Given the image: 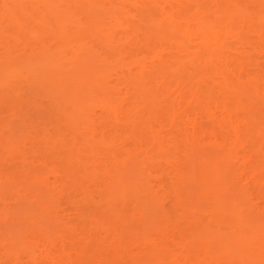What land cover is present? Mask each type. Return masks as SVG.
I'll list each match as a JSON object with an SVG mask.
<instances>
[{"label":"rangeland","instance_id":"374dc122","mask_svg":"<svg viewBox=\"0 0 264 264\" xmlns=\"http://www.w3.org/2000/svg\"><path fill=\"white\" fill-rule=\"evenodd\" d=\"M90 1L65 0L63 2L59 1L58 3L60 5L61 2L62 7H64V5H69L68 8L72 6L70 9H68L66 13L69 15L73 14L75 15V17L78 16L79 18H81L82 21H84V19H82L85 18L84 16L89 17L90 15L88 13L94 12L92 14L93 16L90 17L91 19L89 18L90 20H92L90 22L91 24L87 22V20H85L83 23L84 27H88L87 28L88 31L91 30V32L96 33V34H90L92 38L94 37L92 40H94L95 38H99L101 36L99 35L100 31H98V29L100 30L101 28L100 26L105 28V29L102 28L101 29L103 30V32H106L107 27L108 30H110L111 27L115 26L113 25V23L118 26L117 29L118 34L115 37L116 38L119 37V38L116 41V43H113L112 45L113 47L110 46L111 44L110 43L108 44L107 47H105L106 49H103L104 47L102 48V50H105L104 51L105 53H100L103 52L100 51V49H98L101 48V46L100 47L97 46L98 42H100L101 39H95L94 42H91L90 45L93 46H91V49L89 48V50L91 51H88V54H90L88 55V58L91 59L90 60L91 62L88 61L90 64L88 63V65H84L89 69L86 70L87 75L89 76L90 73H94V72L95 73L93 74V76L105 75L108 73L107 71L111 69L110 72L112 73V76L110 77L111 79L108 78L109 79L108 81L105 78L109 77L107 75H111V74H107L103 77L102 76L100 77L103 78L102 80L105 79V81L109 82L107 83L109 84L108 86L105 85V81L102 82L100 80L96 81V83L92 85L91 84L92 81H90L89 83V80H93L94 77H91L90 79L86 78L88 80V81L86 80L88 84L86 81H84L85 82L83 83L84 89L82 90L83 92L89 91L91 93H87L89 95H85V97L83 98V99L86 98V100H82V101L85 102L87 101V105L89 103L90 104L95 103L94 105H96L97 102H99L97 100L99 99L100 96H102L100 95V92L101 90H103L104 87H107L108 90H110L112 89V87L116 86L115 88L118 90L116 92H119L117 95L120 97V99L122 97L124 98L122 100H117L119 99V97L113 96L116 95L115 93L112 95L115 101H113V103L111 104L113 105L116 102H117L116 104L118 103L120 105L122 103L124 104H122L123 111L113 110V112L115 111V113H118L116 115L119 117L121 116V114L122 115H124L125 113L127 114L131 110H135L136 114L138 113V115L139 113H141V115L144 113L143 119L144 120L150 119V120L144 121V127L142 128L143 130L145 129V131L147 129L148 132H145L144 134L143 130L141 129L142 130L141 132H143L144 135L140 133L141 134L140 136L143 135V138L138 137L131 131L130 129L131 126L128 127L127 125H124L122 123V120L120 121L118 120L117 123L114 125L113 117H112L113 120H111L112 122L110 121L111 123L107 122L106 124L105 122L107 121V119H109V117H107L104 112L100 111L98 105L94 107L93 105H88L87 108L88 109L90 108L89 113L98 114L97 116L99 118L95 117L97 119L94 118L96 121L91 125L93 126V129L99 131L98 132L99 134L102 132L101 137L100 135H98L96 136L97 138H94V136L98 134V133L96 134L95 132L92 138L90 139L88 138L89 140L87 139L88 140V145H87L84 144L86 142L71 141L69 139H73V138H70L71 137L70 135H68V137L66 135V140L69 141L70 143L68 144V147L64 148L65 150L64 149L61 150V148L56 149L57 143L55 144V149L60 150L65 157L62 155L61 152L56 150L54 152L52 150L50 151V153L40 154L43 153L44 151V148L40 145L43 144V142L40 140V139L43 140L44 138V136L42 135L54 133V131L59 132L65 130L60 128L61 126L64 127L63 125H59V123H61V120L65 119V115H66V114L64 115V112H62L63 110L62 111L60 110V107H62L64 104L62 103L61 100L62 97L60 96L62 95L68 96L62 93L63 92L68 93V91H70L71 89L68 91L64 89L63 91H61L62 95L57 96L56 93L59 92V90L58 87L55 86L54 88H56V90L53 89L54 92L50 91V93L52 92L51 94H54V96L48 94L51 95V97H49L46 96L47 94L45 95V93L49 90H52L53 87L51 85L50 86L44 85L45 83L44 84L39 83L38 82L39 79H35L34 82L36 81L38 82L34 84L35 85L34 88H36V90L32 89L33 91H30L27 88L26 90H22L25 89L24 88L25 83L24 84L22 83L23 85L22 84L20 85L21 89L19 88L20 91L22 90L20 92L21 94L16 91L12 93V90L8 92L9 90L7 89L6 92L2 91L3 92L2 94L5 95H2L0 93V97H1L0 98V163H1L0 164V207L2 208V209L0 208L1 209L0 210V258H1L0 262L1 263L0 264H2L3 260L6 261L7 258L9 257L12 258L13 256H15L13 260L18 257L20 261L19 262L17 260V263L14 261V264L15 263L21 264L22 262L25 263V261H27L26 258H28L26 256V253H30L31 251L33 252L37 251L36 252L37 256L33 257L36 259V261L39 258L38 256H41L38 261L39 264L43 263L42 261H46L44 262V264H48V263L50 264L51 261L52 264H56V263L57 264L60 263L62 264L64 263L65 264H104V263L105 264L106 263L137 264L138 263L137 261L139 260L143 262L140 264H152L153 262H154L153 264H181V263L182 264H264V254L260 255V257L258 258V256L253 257L250 256L249 254L244 253L245 252L244 241L239 237L240 230H238L239 228L236 229V227L238 226L234 225L236 224V222L241 221L240 219H242L240 223L249 222L247 221L249 219L253 222L264 221V92H263L264 89L263 91L261 90L262 87L264 88L263 86L264 85V52H263L264 51V45H263L264 0H232L233 3L236 4L238 3L237 6H240V9L237 8L238 10L233 9L232 7L230 8L228 6L230 5L231 0H173V1L169 0V2L171 3H169L168 6H170L173 3L174 5L173 8H169L168 11H170V9H172L173 11L175 10L174 12L171 11L173 12L171 15L174 16L176 15V16L175 17L172 16V18L168 17L163 21L165 25L167 24L166 22L170 21L171 19L174 22V23L172 22V24L176 23L175 20L179 22L178 23L180 27L179 32L172 35L173 38L176 37L178 38L175 39L176 42L180 40V42H184L185 44L186 42H188L189 44L190 43L197 44V42L200 43V40H198L199 37L197 38L196 36L193 35L189 36V34L194 33L192 32L193 31L192 29L196 31L197 30V29L195 30L196 27L199 26L198 28H200L202 26V23H199V21L196 22L197 19L194 18L198 16L196 13L204 12L203 14L206 15L208 13L206 11L209 9L210 5H213L210 6V8L213 9H210L209 11L211 12L215 11V16H219L220 14H222L218 9L220 10L221 8L226 9V7L228 6L229 7L228 10L230 12L233 11L230 14L232 15L234 14L233 16H235V18L234 17L233 18H234V23L236 24V28L235 30H233V32L235 31L238 32V30L241 29L240 34L242 33V35H244L245 31H248L246 32L248 35L245 34L246 35L245 37L251 40L249 45L252 43L254 47H252V45H250L251 47H249L248 44L247 45L241 44L240 47L237 46L235 51L237 50L240 54H243V56L241 57H239L240 55L236 56L234 51L231 52L232 53L231 55H233V57H238L237 63H230V65H228V67L233 66V68L232 67L228 68V71L230 69V73H231L230 75H234L232 77L233 79L232 82L234 81L233 85L235 84L236 86L238 85L237 88H234L235 86L233 87V89H237V90L232 92L229 89L230 86L228 85L229 83H226L227 84L226 85L224 81L220 79H216L217 77H214L215 80L212 79L213 77H211L212 80L207 78H203V80L200 78L198 79L195 73H193L194 71L190 68H187V70L181 69L178 70L177 72L168 71L163 74L161 73L157 74L156 69L154 71L153 70L150 71L151 68L148 65H150L149 64L150 62H152V55H150L151 57H149L148 54L150 53L152 54L153 52L156 53L157 51H161L162 49L165 50L168 48L173 49L172 51H175L174 50L175 48H173L174 46L173 42L166 41L168 40L166 39L168 35L166 34V37L161 36L162 38H164L163 42H162L163 39H160V37L158 36L156 39L157 40L156 43H153L152 39L150 40L149 38H146L147 35L146 36L139 35L141 37H136V34H132V33L134 32L137 33L139 31L131 32L132 30H130V27L133 26L132 24L134 23L135 24L139 23L137 20L140 19L137 20L134 19L139 16L132 14L133 12L139 10L138 8L136 10V8H134L135 6H133V11H132V9L127 6L128 4L127 3L124 4L123 3L124 1L122 2L121 0H120L121 2L119 0L116 1L111 0V3L108 0H101V2L100 0H97V2H94L95 0H93L91 1L93 2L91 3L92 5L89 4ZM133 1L134 0H129V1L127 0L125 2H133ZM175 1L178 4L181 3L180 6H177ZM224 2H227L225 3L227 4L225 5L226 7L223 4ZM89 5L92 6V8L89 7ZM231 5L233 6V4ZM125 6L131 10V13L129 12L130 10H128L127 12H129V14H126L125 12L127 16L123 14L124 12L120 15L121 17L123 16L122 18L126 17L132 20L133 23L132 21L131 22L129 21L130 23H132L130 24L128 20L124 18V20H122L123 23L122 24L120 23L121 28L119 29V24L115 23V18L114 20H112L113 18L109 19L106 16L105 12L109 11L110 9L111 10L114 9V11L115 10L121 11V9L126 10ZM160 6H162V4H160ZM220 6H224V7H220ZM109 7L110 9H108ZM119 7H124V8L119 9ZM198 7H201V9ZM97 9H99L100 11ZM245 11L248 12L250 15H252L249 16L248 14H246L247 17L249 18L252 17L250 21L246 20L249 21L247 22L248 24L246 25L242 23V21L240 22L236 20V18L238 19V17L241 19V16H244L241 14H243V12ZM86 14H88L89 16ZM34 15L37 16L38 14L35 13ZM120 15H118L117 20L120 19ZM213 15L214 14L211 15V18L214 17ZM28 16L29 17L27 18L30 19L29 21H33V18L36 17V16H32L30 13H28ZM246 16L242 18H246ZM259 19H262L263 21L257 22ZM198 23L200 25L197 26L196 24ZM255 23H259V24L261 23V24L255 25ZM93 24H96V26L98 27H96ZM143 24L146 23H140L139 25L145 26ZM168 24L171 23L169 22ZM242 24L244 25L242 26ZM250 24L253 25L255 28L257 27L255 31H251L252 27L250 29L249 28L250 26H248ZM91 25H93V27ZM149 26L150 23L147 24L145 27L149 28ZM0 27H1L0 29L3 28L5 30V31L2 30L3 31L2 33L6 32V35L7 33L11 34L13 32L12 30L14 29L13 24L10 23L3 24L1 22ZM150 27H153V25L151 24ZM179 27L177 26L175 28H179ZM61 28H63L64 30H68L66 31V33L70 31V27H61ZM94 28H97L96 29L97 32H94L95 30L93 31ZM135 28L136 27H134L133 29ZM58 29L56 33H60L58 32L59 31ZM121 29L125 30L123 32H127V34L131 32L130 33L131 35L127 36L126 33L121 32L122 31ZM256 30H258L259 33ZM160 32H163L162 29ZM167 33L169 34L170 32ZM261 33L262 35H260V37H258V35L256 36V34H261ZM38 34L41 37L39 36L37 37L41 39L32 38L31 42L25 40L23 42H17V40L10 39L8 37L9 35L7 36L8 37L7 38L6 36H4V34H3V38L5 39L4 41H8L7 46L8 47L10 46V48H12V50L15 53L16 51L22 52L24 50H27L24 52L27 55L29 54L30 55L29 56L26 55V57L32 59L37 58L38 55H41L46 50L49 51V49H51L50 51H52V49L54 48L56 49L58 46H59L58 48L63 47L61 49L65 50L64 46L66 47V45H63L58 42H56L55 44L54 40H52V35L50 36L49 35L50 33H48V31L47 33L46 30L43 33H40L39 31ZM240 34L237 35H239L240 37ZM13 37L11 36V38ZM126 37H130V38H126ZM158 38L160 41L158 40ZM235 38L238 37H236L235 35L234 39L232 40L235 41ZM252 38L254 39L259 38V39L254 40ZM8 39L12 41H9ZM144 39L145 40L148 39V42L150 44L148 45V42L144 43L143 42ZM260 39H262V41ZM27 40H31V38H28ZM258 40L260 45H257L258 42L256 41ZM134 41L136 42L135 44ZM153 41L155 42L154 39ZM165 41L168 42V44ZM235 42L236 45L240 44L238 41ZM171 43L173 46L169 45ZM23 44L26 45V47H24ZM140 44L141 46H139ZM0 45L2 44L0 43ZM53 45H55V47ZM136 45L137 47H135ZM35 46H37V48H41V50L37 49ZM146 46L147 48L150 47L151 49L150 48L149 49L151 51L153 50L154 51L150 53H148L149 51L145 52L144 48ZM31 47H34L35 49L34 48L32 49ZM164 47L166 48L164 49ZM241 47L243 49H241ZM245 47L247 48V50L245 49ZM136 48L142 49V50L140 49L138 50L141 52L144 51L145 54L143 52L137 53L135 51ZM1 50L4 51V49L2 48L0 49V58L5 60V58L2 56L3 55L6 56L7 54L5 55L1 53ZM163 50L161 52H164ZM130 52H132L131 56L129 54ZM133 53H135L136 55L135 54L133 55ZM164 53H166V51ZM141 55L144 56V58H139L141 57ZM157 55H161V54H157ZM133 57L139 58L140 60H142L140 61L142 63L143 62L148 63V61L150 60L148 65H146V67L148 66V68L145 67V69H143V70L147 69V71L141 72L143 73L141 79L145 77L146 79L144 78L143 81L147 84H151L152 89H154L155 94H157V95L150 94L152 96L148 95L149 101L153 102V103H149L151 105H147V103L141 104L144 103L141 100L144 99V97L142 96L145 95L136 91L132 92V89L130 88V85H132V83L134 82L131 81L132 78L130 77H132V75L130 76L129 74L133 71L137 73V71L135 70H138V68L135 67V65H137L138 63L136 64L135 62H133L134 60ZM86 58L82 60L85 63H86ZM154 58L156 59H154L155 61L153 60V63L155 62L156 64H159V62H161L160 64L162 63L167 64V62L172 60L169 55H166L165 57H161V58L160 56L159 57L154 56ZM186 59L187 57L182 58V60H186ZM234 64L237 66H235ZM66 67H70V66L67 65ZM80 67L81 66L79 67L77 66L78 69H80ZM77 68L76 70H78ZM69 70L71 71V69ZM112 70L114 72L116 71L115 72L116 74ZM38 71L39 68L37 67V69H35L34 72L38 73ZM65 71H68V69H66ZM82 72L85 74L84 70H82ZM122 72H126L123 73V75L126 76L129 75L128 79L130 80H126L124 78L126 76H124L123 79L125 80L123 81L125 82H123L121 79L122 77L119 78L118 76H116L118 74H121ZM135 73L133 74L135 75ZM141 73H137V74L141 75ZM241 75L243 78L241 77ZM113 76L117 77L116 79L119 78V81L121 80L122 83L121 82L116 83V81L118 80H115L114 79L115 77ZM135 76L138 77L137 75ZM235 77L236 80L234 79ZM96 78L99 79L98 77ZM258 78L261 88H259L255 84L256 82L255 79ZM134 79L135 78H133L132 80L134 81ZM137 79H139L140 81V78ZM93 81L95 82V80ZM235 81H237L238 83L241 81V83L237 84V82L235 83ZM222 84H225L226 86L223 87L224 85ZM220 85H222V87ZM88 86H90V88ZM206 86L212 89H209ZM25 87H27V85ZM127 87H129V89H125ZM213 88H215V90H213ZM226 88L229 90H226ZM61 89L62 88H60V90ZM92 89H94L93 91L96 92H92L91 91ZM156 89H158L157 92ZM28 90L29 93L27 94L25 92L22 93L23 91L28 92ZM121 90H123V92H121ZM170 90H172V92ZM169 91L171 94L168 93ZM31 92L32 94L33 92L35 94V95L33 94V98L29 96L31 95ZM15 94L17 96H15ZM23 94L26 95L27 99L25 98V96L23 97ZM165 94L166 95L169 94V95L166 96ZM19 96H21L20 99ZM55 96H57L58 98L60 97V99L58 98L56 99ZM153 96L155 99L153 98ZM163 97L166 98L167 101L173 98L172 100L174 101L169 100L172 102L171 103L167 102ZM54 100H56L57 102ZM89 100H93L94 102ZM174 102L177 105L174 104ZM119 104L116 105V107L120 106ZM143 105L145 106L143 107ZM155 105L156 107L158 105V108H161L159 106L162 105L165 106L168 105L167 107H165L168 109H166L165 113L162 112L161 110L157 111L159 109L155 108ZM146 107L147 109H145ZM126 108L129 110H127ZM96 109H98V111ZM138 110L142 111L143 113ZM175 111H180V112H175ZM156 113L158 114V116ZM113 114L114 113H112L111 116H114ZM101 115L103 117H101ZM106 117L107 119H105ZM170 118H172V120ZM169 121L171 123H169ZM192 122L193 124H191ZM122 124L124 127L126 126L127 128L125 129H123L124 127L121 128L122 131L124 130L121 133H120L121 130L119 131L116 130V132H114L115 129L117 128L120 129L119 127L120 126L122 127ZM116 125L118 127H115ZM147 125H150V127ZM54 126L55 128L58 129L60 128L61 130L48 128ZM149 129L150 131L151 130L153 131L150 132ZM157 129L159 132L157 131ZM80 130L82 132H85L84 129H80ZM42 131L44 132L46 131L45 133L47 132L48 133L45 134ZM65 131H62L60 133L63 132L65 133ZM111 132H113L114 134ZM154 132L155 134L156 133L157 134L156 135L153 134ZM87 133L90 134L89 132ZM130 133L132 134L131 136L129 135ZM115 134L116 136L117 135H121V136H117L116 138L114 137ZM87 136L89 137L91 136V134ZM120 137L123 139H121ZM98 138L100 139L103 138V140L100 141V139ZM109 138H114V139L112 140ZM139 138L140 140H142L141 146L138 145V142L140 141V140L138 141ZM92 140H94V142ZM113 141L118 142L117 143L118 145L112 143V145L116 147V149L113 148L114 150L112 149V146H108ZM80 142H82L83 144ZM152 142L154 144H152ZM91 144H93L95 147H93V145ZM88 146H90V148L92 146L94 150H91L90 148L88 149ZM96 146L98 147V149H96L97 148ZM58 147H60V145H58ZM24 150H26V152ZM93 168H94L93 172H90ZM211 168H216L218 171L217 170L211 171ZM71 170H74V174L76 173L78 174H76L77 177L75 178V180L70 179L67 182L68 177L66 176L67 174H69V171ZM89 173H91L90 174L91 176H89ZM113 175L115 176L113 177ZM213 175H215V178H212ZM204 180L205 182H201ZM120 181L123 183H121ZM120 183L122 185H120ZM215 184L217 187L216 186L211 187V185H215ZM111 186H113L116 190ZM120 186H122L121 188L123 189L118 188ZM124 187L125 188L128 187L130 191L129 189L124 190L125 189ZM204 187L206 189L208 187L211 188L210 193L211 194L214 193L212 195L213 197H216L215 199L216 204L214 202L210 205H212L215 211L216 209L217 211L218 210L222 211L220 212V215H222V213H225L224 216L226 217H224V219L226 218L225 221H228L229 223V225H224V228L230 229V231H228L229 229L227 230L228 235H226L227 233H225V237L227 236L231 240L228 242V245L230 244V246L227 245L228 249L231 248L230 251L232 254L229 253L231 254L230 256L229 254H227L222 257L218 256L216 258V254H218L216 247H210V248L207 247L210 250H206V252L209 251V253H205L204 255L201 253L202 255L198 256V253L195 252L196 253L195 254L192 250L188 251L190 249H188V247L185 246L186 244L188 246V244L191 242L189 238L184 237L185 236L184 233H186V230L188 231V229L185 230V228H189L191 223H189L190 219H188L185 214L183 215V213H185L184 211L186 210L185 207H187L190 200L193 199V198L189 199V197L187 196L189 195L191 196V194L194 195L195 192H196L195 196L197 193H199L200 195L204 194L203 192L206 191L201 190ZM117 188L120 189L119 190L120 192L117 191ZM131 190L134 193L131 192ZM107 191L110 192L114 191L113 193L118 192V194H115L117 197L115 195L112 196L108 194L106 195V193H108ZM88 193L89 195L91 194L92 195L89 197L86 195ZM119 193L122 195H120ZM134 194H138L139 196H136ZM128 195H134V196L128 197ZM98 196L100 198H98ZM109 196H111L112 198L111 200L109 199ZM114 196H115V201H113ZM122 197H126V198L123 199ZM133 197H137V198H133ZM127 198H129L128 199L129 201H127ZM181 200H184L185 203L184 201L181 202ZM108 201H110L111 204L108 205V203H106ZM186 201L188 202L186 203ZM196 202L197 201L195 198V203ZM190 203H194V202H190ZM195 203L194 205H196ZM106 204L109 207H107ZM124 204H126L125 205L126 207L123 206ZM232 204H235L234 207L231 206ZM115 205L117 206V208L115 207ZM133 206L135 207L136 211H134ZM111 208H113L114 211H111L113 210ZM99 209H104V211L103 210L99 211ZM197 211L199 212V210ZM203 211L204 210H202V212ZM234 211L235 213H238L236 214L238 217L234 216L235 219H233L234 217L232 216L233 214H235ZM208 213L209 211L205 213L203 212L204 216L203 214L201 216L205 217L206 215L205 217L206 219L202 221H205L207 223L212 220V222L215 223L217 219L213 220V218H211L213 215ZM226 214L230 215V219L227 218ZM214 217L216 218V216ZM182 218H186V219L182 220ZM201 218L202 217L197 218L196 221L199 222L200 220L198 219ZM225 221L224 223H226ZM193 223L196 224L198 227L200 226L198 224H202V222L196 223L195 221ZM206 223H204V225H206ZM208 224L209 223H207V225ZM218 230L221 231V229H217V231ZM37 231H39V233ZM195 231H197V229ZM193 233L195 234L196 232ZM202 234L203 233H201L200 235ZM194 236H196V234ZM178 240H180V242H178ZM182 243L185 244L184 245L185 248L183 249H181ZM179 245L180 247H177ZM80 246H82L83 248H81ZM111 246L113 247V249H111L112 248ZM22 249L23 251H21ZM43 250L49 251L51 254L53 252V255H51L52 257L50 256V258L54 257L55 259L53 258L51 261H48L49 257H47L48 260H44L45 255L44 254L42 255ZM15 251L17 252L19 251L18 252L19 255L17 254V252L16 255L13 256L6 255L9 252H15ZM24 251H30V252H24ZM64 251L66 254H62L64 253ZM113 251H115V253ZM22 252H24L25 255ZM117 252L119 253L117 254ZM3 254L4 256H1ZM12 254L15 253H11L10 255ZM30 254L35 255V253H30ZM207 254H211V255H207ZM225 256H229V257H225ZM57 257L58 259L56 261ZM11 258L7 260L8 261L7 263H9ZM5 261H3V264L6 263Z\"/></svg>","mask_w":264,"mask_h":264},{"label":"bare ground","instance_id":"6f19581e","mask_svg":"<svg viewBox=\"0 0 264 264\" xmlns=\"http://www.w3.org/2000/svg\"><path fill=\"white\" fill-rule=\"evenodd\" d=\"M25 3H24V2ZM59 1H61V2H63V1H65V0H0V23L2 22L3 24H8V23H10V24H13V32L11 33V34H8L7 33V35H6V32L5 33H2L3 31L2 30H4L3 28L2 29H0V43L2 44V45H0V49L2 48V49H4V51H5V53H4V51L3 50H1V53H3V54H7L6 56H4L3 54V56L2 57H4L5 58V60H3V59H1L0 58V93L2 94L3 92L2 91H5L6 92V89L7 90H9L8 92H10V90H12V93H14L15 91L16 92H18V93H20L22 90H26V88L27 89H29L30 91H33L34 89L36 90V88H34L35 87V85L34 84H36V82H34V80L35 79H39V83H42V84H44V85H47V86H52L51 88H52V90H49V91H47L46 93H45V95L46 96H49V97H51V95H53L54 96V94H51L52 92H54V90H56V88H54L55 86L56 87H58V90H59V92H57L56 94H57V96L58 95H62V94H66V95H68V96H65V95H62V96H60V97H62L61 98V100H62V103H64L63 104V106L62 107H60V110L62 111V112H64V115H65V119H62L61 120V123H59V125H63L64 127H60V128H62V129H65V130H62V131H65V133L63 134V133H60V132H62V131H54V133H50V134H47V133H45L44 131H42L43 133H45V134H47V135H42V136H44V138H43V140L42 139H40L42 142H43V144H40L43 148H44V151H43V153H40V154H44V153H50V151H52L53 150V152L56 150V149H58V148H61V150L62 149H64V148H66V147H68V144L70 143L69 141H67L66 140V135H67V137H68V135H70L71 137L70 138H73V139H69V138H67V139H69V140H71V141H82V142H86V143H84V144H87L88 145V140L90 139V138H92V136L94 135V133L96 132V134L99 132V131H96L95 129H93V126L91 125V124H93L96 120L95 119H97V118H99L97 115L98 114H96V113H89L90 111H89V109L87 108L88 107V105H93V107L94 106H96V105H98V108H100V111L101 112H104L105 114H106V116L107 117H109V119H107V117L105 118V119H107V121L105 122L106 124H107V122L109 123L111 120H113L112 119V117L114 118V125L117 123V121L119 120H122V123L124 124V125H127L128 127L129 126H131V131L135 134V135H137L138 137H141V138H143V135L145 134V132H148V130L146 129V131H145V129L143 130V128L142 127H144V121H149V120H144L143 118H144V113L142 112V111H140V110H138V111H140V112H142L143 114L141 115V113H139V115H138V113L136 114V112H135V110H131V111H129L127 114L125 113L124 115H122L121 114V116L119 117V116H117L116 114H118V113H115V111H118V110H120V111H123L122 110V108H123V106H122V104H124V103H122L120 106H122V107H120V106H117L116 107V105H118V104H113V105H115V106H113L111 103H113V101H115V99H114V97H112V95L113 94H115L116 93V95H113V96H118L117 94L119 93V92H116V91H118L115 87L116 86H114V87H112V89H110V90H108V88L107 87H104L103 88V90H101V92H100V95H102V96H100L99 97V99L97 100V101H99V102H97V104L96 105H94V104H88L87 105V101L85 102V101H82V100H86V98L85 99H83L84 97H85V95H89V94H87V93H91V92H89V91H86V92H83V90L82 89H84V84L83 83H85L84 81H86L87 79L86 78H88V79H90L91 77H94L93 78V80H95V82L93 81V80H89V83H90V81H92L91 82V84L92 85H94L95 83H96V81H98V80H100V81H105V79H107V81L109 80V79H111L110 77L112 76V73L110 72V70L109 71H107V69H106V71L108 72L107 74H111V75H107V74H105V75H107V76H109V77H107V78H105L104 80H102L103 78H100L101 76L103 77V76H105V75H97V76H93V74L95 73H90V77L87 75V72H86V70L88 69L86 66H84V65H88V61H90L91 59H89L88 58V55H90V54H88V51H91V50H89V48L91 49V46H93V45H90L91 44V42H94L95 41V39H101V41L100 42H98V44L99 43H101V44H97V46H101V48H98V49H100V51H103V52H100V53H105L104 51L105 50H102V48L103 49H106L105 47H107L108 46V44H110V46H112L113 45V43H116V41L118 40V38L119 37H115V36H117V32H118V26L116 25V24H114L113 23V25H115V26H113V27H111L110 28V30H108V27H107V29H106V32L107 31H109V32H103V30L102 29H105V28H103L102 26H100L101 28H100V30L98 29V31H100L99 33V35H101L99 38H95L94 40H92L93 38L91 37V35L90 34H96V33H93V32H91V30H87V28L88 27H84L83 26V23H84V21L85 20H87V22H91L92 20H90L91 18V16H93L92 14L94 13V12H90V13H88V14H86V15H88L89 17H87V16H84L85 18H82V19H84V21H82L81 20V18H79L78 16L77 17H75V15H73V14H71V15H69V14H67L66 12L68 11V9H70L72 6H70V8H68L69 7V5H64V7H62L61 6V2H60V5H59ZM88 1H90V0H88ZM91 1H93V0H91ZM90 1V5H92L91 3H93V2H91ZM108 1H110V3H111V0H108ZM116 1V0H115ZM120 1V0H119ZM124 4H128L127 6L128 7H130L131 9H132V11H133V6H135L134 8H136V10H137V8L139 9V10H137V11H135V9H134V11L135 12H133L132 14L133 15H136V16H139V17H137V18H134L133 16V18L135 19V20H137V19H140V20H137L139 23L138 24H135V26H134V24H132L133 23V21L132 20H130V19H128V18H126V17H124V18H126V20H128V22L130 21H132V23H130V24H132L133 26H131L130 27V30H132L131 32H134V31H139V32H134V33H132V34H136V37H141V36H139V35H142V36H146L147 35V37L146 38H149L150 40L152 39V42L153 43H156V39H157V37L159 36L160 37V39H163L162 40V42L164 41V38H162L161 36H164V37H166V34L168 35L167 37H166V39H168V40H166V41H170V42H173V45H172V43L171 44H169V45H172L173 46V48H175L174 50L175 51H172L173 49H169L168 47V49H169V51H168V49H165L166 47H164V49L165 50H163L164 52L166 51V53H164V52H161V51H157L156 53L155 52H153V51H151L149 48H147V46L144 48L145 50V52L147 51H149L148 53H150V52H153L154 53V55H153V53L151 54H148L149 55V57H151L150 55H152V62H150L149 63V61H148V63L150 64V65H148V63L147 62H140V61H142V60H140L139 58H144V56H142L141 55V57H139V58H134L133 57V62H135L136 64L138 63L139 64V67H138V64L137 65H135V67H137L138 68V70H135V71H137V73H141L142 71H147V69L146 70H143V69H145V67H146V65H148L150 68H151V70L150 71H154L155 69H156V73L158 74V73H161V74H163V73H165V72H168V71H170V72H177L178 70H181V69H183V70H187V68H190V69H192L194 72L193 73H195V75L198 77V79L200 78V79H202L203 80V78H207V79H210V80H212V79H214V77H217L216 79H220V80H222V81H224L225 82V84L226 83H229L228 85H230L229 86V89L231 90V92L232 91H235V90H237V89H233V87L234 88H237V86H236V84L235 85H233V82H232V77L234 76V75H230L231 73H230V69H229V71H228V68H230V67H232L233 68V66H229L228 67V65H230V63H237L238 62V57H233V55H231L232 53V51H234L235 52V54H236V56H239V57H241V56H243V54H240L237 50L235 51V49H236V47L237 46H241V44H248L249 45V43H250V41L251 40H249V39H247L245 36L246 35H248L246 32H248V31H245V34L244 35H242V33L240 34V32H241V29H239L238 30V32H233V30H235V28H236V24L234 23V18H235V16H233L232 14H230L231 12H233V11H229L228 9H229V7L231 8H233V9H237V8H239L240 9V6H237V4L236 3H233L232 2V0L230 1L231 3H230V5H228L227 7L225 6V5H227V4H225V3H227V2H224L223 4H224V6L226 7V9L225 8H221V10L220 9H218L222 14H220L219 16H215V11L213 12H211V11H209L210 9H213V8H210V6H213V5H210V4H208V5H210L209 6V9L206 11V12H208L206 15H204L202 12L201 13H196L198 16L197 17H194V18H196L197 19V21H196V19H195V21L196 22H198L199 21V23H202V26L200 27V28H198L199 26L198 25H200L199 23L198 24H196L198 27H196L195 28V30L196 31H194V29H192L191 31L192 32H194L193 34H189V36H191V35H193V36H196L197 38H198V40H200V43H198L197 42V44L196 43H188V42H186V44L184 43V42H180V40L179 41H177L176 42V40L175 39H178L177 37L176 38H173V34H176L177 32H179V29H180V27H179V25H178V23L179 22H177V20H175L176 21V23L175 24H172V19L170 20V21H168V22H166L167 24L170 22L171 24H164V21L163 20H165V19H167L168 17H171L172 18V16H174V15H171L174 11L172 10V9H170V11H168V9L169 8H173V5H174V3L173 4H171L170 6H168L169 5V3H171V2H169V0H141V1H139V0H134L133 2H125V1H127V0H121ZM120 1V2H121ZM129 1V0H128ZM145 1V2H144ZM161 1V2H160ZM170 1H173V0H170ZM94 2H97V0H95ZM100 2H101V0H100ZM176 2V1H175ZM183 2V1H182ZM69 4V3H68ZM98 4V3H97ZM104 4V3H103ZM115 4V3H114ZM160 4H162V6H160ZM176 4H177V6H180V4H178L177 2H176ZM231 4H233V6L231 5ZM74 5V4H73ZM89 5V7H91L92 8V6H90ZM95 5V4H94ZM93 5V6H94ZM109 5V4H108ZM130 5V6H129ZM236 5V6H235ZM66 6H67V8H66ZM123 6V5H122ZM167 6V7H166ZM172 6V7H171ZM224 6H220V7H224ZM102 7V6H101ZM111 7V6H110ZM110 7L108 8V9H110ZM126 7V6H125ZM128 7H126V10H124V9H121V8H124V7H119V9H121V11L120 10H115L114 11V9L113 10H109V11H107V12H105L106 13V16L109 18V19H112V20H114V18H115V23H118L119 24V29L121 28L120 26V23L122 24L123 22H122V20H124V18H122L121 17V15L120 14H122L123 12V14L124 15H126V14H129V12L131 13V10L130 9H128ZM94 8V7H93ZM112 8V7H111ZM198 8H200L201 9V7H198ZM96 9V8H95ZM232 9V10H233ZM97 10H99V9H97ZM103 10V9H102ZM128 10H130L129 12H127ZM206 10V9H205ZM216 10V9H215ZM224 10H226V11H224ZM238 10V9H237ZM100 11V10H99ZM104 11V10H103ZM140 11V12H139ZM171 11H173V12H171ZM96 12V11H95ZM119 12V13H118ZM125 12H126V14H125ZM171 12V13H170ZM217 12V11H216ZM28 13H30L32 16H36V15H34L35 13H37L38 15L36 16V17H34L33 18V21H29L30 19L29 18H27V17H29L28 16ZM66 13V14H65ZM98 13V12H97ZM107 13H108V15H107ZM138 13H140V14H138ZM264 13V12H263ZM96 14V13H95ZM94 14V15H95ZM195 14V15H196ZM212 14H214L213 16L214 17H212L211 18V15ZM246 14H248L249 16H252V15H250L248 12H243V14H241V15H244V16H246ZM73 15V16H72ZM118 15H120V19H118L117 20V18H118ZM167 15V16H166ZM169 15H171V16H169ZM67 16H69V17H67ZM127 16V15H126ZM176 16V15H175ZM174 16V17H175ZM240 16V15H239ZM244 16H241V19L238 17V19L236 18V20L237 21H242V23H244L245 25L246 24H248L247 22H249L251 19H252V17H247L246 16V18H242V17H244ZM260 16H263V15H260ZM164 17H166V18H164ZM234 17V18H233ZM36 18V19H35ZM75 20H74V19ZM90 18V19H89ZM122 18V19H121ZM130 18V17H129ZM248 18V19H247ZM260 18H262V17H260ZM35 19V20H34ZM78 19H80V20H78ZM105 19H106V17H105ZM104 19V20H105ZM170 19V18H169ZM32 20V19H31ZM90 20V21H89ZM103 20V21H104ZM119 20H120V22H119ZM143 20V21H142ZM246 20H249V21H246ZM8 21V22H7ZM107 21H109V20H107ZM111 21V20H110ZM116 21H118V22H116ZM142 21V22H141ZM261 21H263L262 19H259L257 22H261ZM4 22H6V23H4ZM105 22V21H104ZM103 22V23H104ZM135 22V21H134ZM95 23H96V21H95ZM140 23H146V24H143V25H147V24H149L150 23V26H151V24L153 25V27H150L149 26V28H147V27H145V26H141V25H139ZM174 23V22H173ZM69 24V25H68ZM91 24V23H90ZM112 24V23H111ZM128 24V23H127ZM234 24V25H233ZM244 24H242V26L244 25ZM256 24H259V23H255V25ZM261 24V23H260ZM259 24V25H260ZM93 25H95L96 26V24H93ZM93 25H91L92 27H93ZM173 25V26H172ZM174 25H176V26H174ZM258 25V26H259ZM94 26V27H95ZM103 26H105V25H103ZM128 26V25H127ZM179 27V28H175V27ZM234 28H233V27ZM248 26H250L249 28L251 29V27H252V29H251V31H255V29L257 28H255L253 25H248ZM248 26H246V27H248ZM61 27H70V31L69 32H67L66 33V31H68V30H64L63 28H61ZM96 27H98V26H96ZM134 27H136L135 29H133ZM140 27V28H139ZM143 27H145V28H143ZM1 28V27H0ZM59 30L58 32H60V33H56L57 32V29ZM60 28H61V30H60ZM123 28V27H122ZM124 28H125V25H124ZM159 28H161L162 29V31L163 32H160L161 31V29H159ZM248 28V29H249ZM86 29V30H85ZM90 29V28H89ZM96 29L97 28H94L93 29V31L94 32H97L96 31ZM127 29V28H126ZM245 29V28H244ZM42 30H43V32L46 30V33H47V31H48V33H50L49 35L51 36L52 35V40H54V42H55V44H56V42H58V43H61V44H63V45H66V47L64 46V49L65 50H63V49H61V48H63V47H60V48H54V49H52V51H50L51 49H49V51L48 50H46L45 52H43L42 54H41V52H40V54L41 55H38L37 56V58H35V59H32V58H28V57H26V53L24 52V51H27V50H24V51H22V52H20V51H16V53H18V52H20V53H18V54H16L13 50H12V48H10V46L8 47L7 46V44H8V41H4L5 39L3 38V34H4V36H8L10 39H12V40H17V42H23L24 40L25 41H32V38L33 39H41V38H38L37 36H39V37H41L39 34H38V32L40 31V33H43L42 32ZM54 30H55V32H54ZM101 30H102V32H101ZM122 31L121 32H123V31H125V30H123V29H121ZM128 30V29H127ZM157 30V31H156ZM168 30V31H167ZM170 30V31H169ZM237 30V29H236ZM5 31V30H4ZM63 31H65V32H63ZM112 31V32H111ZM159 31V32H158ZM257 32H258V30H256ZM11 32V31H10ZM9 32V33H10ZM111 32V33H110ZM120 32V33H121ZM130 32V33H131ZM164 32H166V33H164ZM167 32H170L169 34L167 33ZM52 33V34H51ZM61 33H63V34H61ZM69 33V34H68ZM102 33V34H101ZM123 33H126L127 34V32H123ZM127 34V36L128 35H131V34ZM141 33V34H140ZM164 33V34H163ZM187 33H189V32H187ZM235 33V34H234ZM253 33V32H252ZM259 33V32H258ZM45 34V33H44ZM237 34H240V37H239V35H237ZM125 35V34H124ZM124 35H122V36H124ZM235 35H236V37H238V38H235V41H238L240 44L239 45H236V42L234 41V40H232V39H234V37H235ZM252 35V34H251ZM250 35V36H251ZM254 35V34H253ZM258 35V37H260V35H262V33L261 34H256V36ZM11 36L13 37V38H11ZM119 36V35H118ZM7 37V38H8ZM37 37V38H36ZM91 37V38H90ZM132 37V36H131ZM28 38H31V40H27ZM50 38V37H49ZM126 38H130V37H126ZM144 38V37H143ZM142 38V39H143ZM249 38V37H248ZM263 38H264V36H263ZM10 39H8L9 41H12V40H10ZM20 39V40H19ZM22 39V40H21ZM153 39L155 40V42L153 41ZM251 39V38H250ZM252 39H254V38H252ZM255 39H259V38H255ZM254 39V40H255ZM19 40V41H18ZM138 40V39H137ZM149 40V41H150ZM158 40H159V38H158ZM184 40V39H183ZM232 40V41H231ZM261 41H262V39H260ZM99 41V40H98ZM131 41V40H130ZM140 41V40H139ZM160 41V40H159ZM158 41V42H159ZM165 41V42H166ZM185 41V40H184ZM16 42V41H15ZM51 42H53V41H51ZM120 42V41H119ZM126 42V41H125ZM143 42L145 43V42H148V39L147 40H143ZM175 42V43H174ZM237 42V43H238ZM256 42H258L257 43V45H260L259 44V40L258 41H256ZM57 43V44H58ZM97 43V42H96ZM122 43V42H121ZM129 43V42H128ZM136 42L134 41V44H135ZM167 44H168V42H166ZM260 43H263V42H260ZM4 44V45H3ZM18 44V43H17ZM27 44H28V42H27ZM38 44V43H37ZM52 44V43H51ZM50 44V45H51ZM142 44V43H141ZM141 44L139 45V46H141ZM150 43L148 42V45H149ZM192 44V45H191ZM16 45V44H15ZM30 45V44H29ZM161 45V44H160ZM236 45V46H235ZM250 45H252V43L250 44ZM249 45V47H251ZM263 45H264V43H263ZM23 46L24 47H26V45H24L23 44ZM49 46V45H48ZM54 47H55V45H53ZM57 46V45H56ZM60 46H62V45H60ZM96 46V47H97ZM155 46V45H154ZM165 46V45H164ZM13 47H16V46H13ZM36 48H37V46H35ZM41 47H43V46H41ZM46 47V46H45ZM80 47H81V49H80ZM113 47V46H112ZM112 47H110V48H112ZM134 47V46H133ZM135 47H137V45L135 46ZM152 47H153V45H152ZM238 47V48H239ZM252 47H254V45H252ZM261 47V46H260ZM27 48H28V45H27ZM26 48V49H27ZM32 49L34 48V47H31ZM70 48V49H69ZM84 48V49H83ZM115 48V47H114ZM193 48V49H192ZM262 48V47H261ZM16 49V48H15ZM21 49V48H20ZM35 49V48H34ZM37 49H40L41 50V48H37ZM43 49H45V48H43ZM86 49V50H85ZM94 49H95V47H94ZM108 49V48H107ZM116 49V48H115ZM138 49H140V48H136L135 49V51L138 53V52H141V51H139ZM158 49V48H157ZM241 49H243L242 47H241ZM245 49L247 50V48L245 47ZM244 49V50H245ZM253 49V48H252ZM256 49H257V46H256ZM17 50V49H16ZM29 50V49H28ZM140 50H142V49H140ZM159 50V49H158ZM259 50V49H258ZM3 51V52H2ZM31 51V50H30ZM37 51V50H36ZM48 51V52H47ZM92 51H94V50H92ZM132 51H134V50H132ZM144 51H142L143 53H144ZM156 51V50H155ZM110 52V51H109ZM141 52V53H142ZM264 52V51H263ZM86 53H87V55H86ZM131 53L132 52H130L129 54H130V56H131ZM135 53H133V55H134ZM145 54V53H144ZM157 54H161V55H163V56H161V55H157ZM30 55V54H29ZM29 55H27V56H29ZM106 55V54H105ZM136 55V54H135ZM148 55H146V56H148ZM166 55H169L170 56V58L172 59L171 61H169V62H167V64L165 63V64H160L161 62H159V64H156L155 62L153 63V60L154 59H156V58H154V56L155 57H159L160 56V58L161 57H165ZM180 55V56H179ZM33 57H36V56H33ZM87 57V58H86ZM92 57V56H91ZM168 57V56H167ZM183 57H187V59L186 60H182V58ZM84 58H86V63L84 62V61H82ZM235 58V59H234ZM88 59V60H87ZM93 59V58H92ZM131 59H132V57H131ZM158 59V58H157ZM164 59H167V58H164ZM2 60V61H1ZM162 60V59H161ZM167 60H170V59H167ZM181 60V61H180ZM234 60H237V61H234ZM155 61V60H154ZM184 61H185V63H184ZM84 62V63H83ZM91 62V61H90ZM132 62V63H133ZM180 62H182V63H180ZM116 63H118V62H116ZM146 63V64H145ZM168 63H170V64H168ZM90 64V63H89ZM67 65H69L70 67H66ZM235 65V64H234ZM77 66L79 67V66H81L80 67V69H78L77 68ZM148 66L146 67V68H148ZM235 66H237V65H235ZM234 66V67H235ZM37 67L39 68V71H38V73L37 72H34V70L35 69H37ZM74 67V68H73ZM85 67V68H84ZM88 67H90V66H88ZM184 67V68H183ZM35 68V69H34ZM76 68L78 69V70H76ZM136 68V69H137ZM149 68V69H150ZM153 68V69H152ZM242 68V67H241ZM66 69H68V71H65ZM69 69H71V71L69 70ZM72 69H75L76 70V72H75V70H72ZM33 70V71H32ZM82 70H84V72H85V74L82 72ZM89 70V69H88ZM130 70H132V69H130ZM129 70V71H130ZM113 71V70H112ZM149 71V72H150ZM78 72H81V73H78ZM89 72V71H88ZM114 72V71H113ZM116 72V71H115ZM114 72V73H115ZM131 72V71H130ZM99 73V72H98ZM123 73H126V72H122L121 74H118V75H116V76H118L119 78H121L122 79V81L123 80H130V79H128L129 77V75L131 76L132 75V77H130V78H135L134 79V81L131 79V81L132 82H134V83H132V85H130V88L132 89V92L133 91H136V92H140V93H142V94H144L145 96H142V97H144V99H142L141 101L142 102H144V103H141V104H145V103H147V105H151V104H149V103H153V102H150L149 101V96L148 95H150V94H155V90L154 89H152V86H151V84H147V83H145L144 81H143V79L145 78H143V79H141V76H142V74L143 73H141V75L140 74H137V73H135L134 71L133 72H131L129 75H123ZM128 73V72H127ZM133 73H135V75H140V76H138V77H136ZM155 73V72H154ZM82 74V75H81ZM103 74V73H102ZM116 74V73H115ZM148 74V73H147ZM151 74V73H150ZM236 74V73H235ZM121 75V76H120ZM240 75V74H239ZM124 76H126V77H124ZM152 76H154V75H152ZM156 76V75H155ZM96 77H98L99 79H97ZM113 77H115V76H113ZM123 77L125 78V79H123ZM211 77H213L212 79H211ZM241 77H242V75H241ZM260 77V76H259ZM109 78V79H108ZM117 77H115L114 79L115 80H118V81H116V83H118V82H121V80L119 81V78L118 79H116ZM137 78H140V81H139V79H137ZM243 78V77H242ZM255 78H257V77H255ZM146 79V78H145ZM235 80H236V77L234 78ZM252 79V78H251ZM143 82H142V81ZM206 80V79H205ZM215 80V79H214ZM237 80H239V79H237ZM88 81V80H87ZM86 81V82H87ZM107 81H105V85L106 86H108L109 84H107V83H109V82H107ZM209 81V80H208ZM256 81V82H255ZM255 84L259 87V88H261V85H260V82H259V78L258 79H255ZM37 82V83H38ZM102 82H100V83H102ZM123 82H125V81H123ZM130 82V81H129ZM128 82V83H129ZM202 82V81H201ZM221 82V81H220ZM237 81H235V83H236ZM24 84L25 83V86L27 85V87H25L24 86V88L25 89H22L21 91L19 90V88H20V85L21 84ZM29 83V84H28ZM122 83V82H121ZM161 83H163V82H161ZM239 83H241V81L239 82ZM238 82H237V84H239ZM22 84V85H23ZM87 84H88V82H87ZM225 84H222V85H224L223 87H225L226 85ZM43 85V86H44ZM101 85V84H100ZM104 85V84H103ZM114 85V84H113ZM121 85V84H120ZM222 85H220L221 87H222ZM260 85V86H259ZM111 86V85H110ZM122 86V85H121ZM264 86V85H263ZM21 87H23V86H21ZM89 88H90V86H88ZM207 87V86H206ZM50 88V87H49ZM48 88V89H49ZM60 88H62L61 90H60ZM93 88V87H92ZM110 88V87H109ZM166 88H167V86H166ZM207 88H209V87H207ZM228 88V87H227ZM226 88V90H229V89H227ZM239 88V87H238ZM21 89V88H20ZM33 89V90H32ZM54 89V90H53ZM64 89H66V91H68V90H70V91H68V93H62L61 94V91H63ZM100 89V88H99ZM124 89V88H123ZM125 89H129V87H127V88H125ZM124 89V90H125ZM151 89H152V91H151ZM164 89V88H163ZM171 89V88H170ZM209 89H212V88H209ZM223 89H225V88H223ZM263 87L261 88V90L263 91ZM29 90H28V92H26V91H23L22 93H29ZM94 89H92L91 91L92 92H96V91H93ZM112 90V91H111ZM120 90V89H119ZM157 90L158 89H156V92H157ZM213 90H215V88H213ZM213 90H211V91H213ZM260 90V91H261ZM50 91H52L51 93H50ZM164 91V90H163ZM171 92H172V90H170ZM170 91L168 92V93H170ZM208 91H210V90H208ZM35 92V91H34ZM34 92H33V94H34ZM121 92H123V90H121ZM167 92V91H166ZM227 92H230V91H227ZM264 92V91H263ZM262 92V93H263ZM112 93V94H111ZM159 93V92H158ZM211 93H214V92H211ZM21 94V93H20ZM19 94V95H20ZM33 94H32V92H31V95H29V96H31L32 98H33ZM48 94H51V95H48ZM171 94V93H170ZM2 95H5V94H2ZM1 95V96H2ZM35 95V94H34ZM94 95V94H93ZM155 95H157V94H155ZM166 95V94H165ZM169 95V94H168ZM168 95H166V96H168ZM15 96H17L16 94H15ZM25 96V98H26V95L25 94H23V97ZM29 96H27V97H29ZM57 96H55L56 97V99L58 98ZM123 96V95H122ZM138 96H141V95H138ZM150 96H152V95H150ZM166 96H164V97H166ZM22 97V98H23ZM60 97L58 98V99H60ZM87 97V96H86ZM89 97V96H88ZM95 97H98V96H95ZM119 97V96H118ZM159 97V96H158ZM157 97V98H158ZM163 97V98H164ZM1 98V97H0ZM21 98V96H19V99ZM34 98H35V96H34ZM53 98V97H52ZM93 98V97H92ZM113 98V99H112ZM124 97H122L121 99H120V97H119V99H117V100H122ZM141 98V97H140ZM153 98H154V96H153ZM168 98V97H167ZM170 98V97H169ZM6 99H7V97H6ZM5 99V100H6ZM27 99V98H26ZM31 99V98H30ZM94 99H96V98H94ZM112 99V100H111ZM155 99V98H154ZM165 99V101H167L166 100V98H164ZM173 99V98H172ZM172 99H169V100H172ZM4 100V99H3ZM167 101V102H172V101H174V100H172V101ZM9 101V100H8ZM33 101V100H32ZM54 101H56V100H54ZM89 101H93V100H89ZM31 102V101H30ZM51 102H52V100H51ZM57 102V101H56ZM83 102H85V103H83ZM94 102V101H93ZM123 102V101H122ZM54 103V102H53ZM126 103V102H125ZM58 104V103H57ZM155 104V103H154ZM157 104V103H156ZM165 104V103H164ZM174 104H176L175 102H174ZM86 105V106H85ZM166 105V104H165ZM165 105H162V106H159V107H161V108H158V105H157V107H156V105H155V108H157V109H159V110H157V111H162V112H166V109H168V108H165V107H167V106H165ZM177 105V104H176ZM61 106V105H60ZM145 105H143V107H144ZM128 107V106H127ZM132 107V106H131ZM152 107H154V106H152ZM151 107V108H152ZM162 107H164V108H162ZM116 108H118V109H116ZM119 108H121V109H119ZM57 109V108H56ZM92 109H94V108H92ZM127 109V108H126ZM145 109H147V107L145 108ZM154 109V108H153ZM173 109V108H172ZM178 109V108H177ZM97 111H98V109H96ZM113 110H115L114 112H113ZM127 110H129V109H127ZM143 110H144V108H143ZM152 110V109H151ZM156 110V109H155ZM91 111H93V110H91ZM134 111V112H133ZM173 111V110H172ZM175 112H180V111H175ZM103 113V114H104ZM112 113H114L113 115L114 116H111V114ZM130 113V114H129ZM169 113V112H168ZM167 113V114H168ZM149 114H151V113H149ZM152 114H154V113H152ZM157 114V113H156ZM155 114V115H156ZM50 115H52V114H50ZM116 115V116H115ZM170 115H172V114H170ZM100 116V115H99ZM145 116H146V114H145ZM157 116H158V114H157ZM177 116V115H176ZM217 116V115H216ZM95 117H97V118H95ZM101 117H103L102 115H101ZM154 117V116H153ZM167 117V116H166ZM170 117H173V116H170ZM180 117V116H179ZM211 117V116H210ZM59 118H61V117H59ZM64 118V117H63ZM95 118V119H94ZM168 118V117H167ZM148 119V118H147ZM171 120H172V118H170ZM216 119V118H215ZM58 120V119H57ZM94 120V121H93ZM99 120V119H98ZM101 120V119H100ZM153 120V119H152ZM170 120V121H171ZM169 121V123H171ZM180 121V120H179ZM255 121V120H254ZM98 122V121H97ZM102 122H103V120H102ZM112 122V121H111ZM110 122V123H111ZM58 123V122H57ZM63 123V124H62ZM119 123V122H118ZM151 123V122H150ZM149 123V124H150ZM99 124H101V123H99ZM99 124H97V125H99ZM123 124H122V127L120 126L119 128L120 129H115V131L114 132H116V130H121L120 131V133L121 132H123L122 131V129L121 128H123L124 126H123ZM146 124H148V123H146ZM152 124V123H151ZM172 124H174V123H172ZM191 124H193V122L191 123ZM260 124V123H259ZM57 125V124H56ZM105 125V124H104ZM112 125V124H111ZM110 125V126H111ZM118 125V124H117ZM115 126V127H118V126ZM261 125V124H260ZM259 125V126H260ZM92 126V127H91ZM100 126H102V125H100ZM99 126V127H100ZM147 126H149L150 127V125H147ZM257 126H258V124H257ZM106 127H108V126H106ZM105 127V128H106ZM49 129L50 128H54V129H56V130H61L60 128L58 129V128H55V126L54 127H48ZM125 128H127L126 126L123 128V129H125ZM157 128V127H156ZM43 129H44V127H43ZM80 129H84L85 130V132H82ZM87 129V130H86ZM143 130V132H144V134H143V132H141L142 130ZM151 129V128H150ZM150 129H149V131H150ZM153 129V128H152ZM169 129H171V128H169ZM42 130V129H41ZM95 130V131H94ZM100 130V129H99ZM103 130V129H102ZM106 130V129H105ZM108 130V129H107ZM110 130V129H109ZM175 130H177V129H175ZM91 131V132H90ZM104 131V130H103ZM129 131V130H128ZM151 131H153V130H151ZM150 131V132H151ZM157 131H158V129H157ZM87 132H89L90 134H91V136H87V135H90V134H88ZM149 132V133H150ZM159 132V131H158ZM86 133H87V135H86ZM102 133V132H101ZM101 133L99 134H97V135H95L94 136V138H97L96 136H98V135H100V137H101ZM111 133H113V132H111ZM118 133V132H117ZM129 133V132H128ZM143 134L142 136H140L141 134ZM114 134V133H113ZM112 134V135H113ZM124 134V133H123ZM127 134V133H126ZM147 134V133H146ZM153 134H155V132L153 133ZM157 134V133H156ZM155 134V135H156ZM160 134V133H159ZM104 135V134H103ZM130 136L132 135L131 133L129 134ZM161 135V134H160ZM45 136H47V137H45ZM65 136V137H64ZM117 136H121V135H117ZM117 136H116V134H115V136L114 137H116L117 138ZM152 136V135H151ZM154 136V135H153ZM89 138V139H88ZM104 138V137H103ZM103 138H98V139H100V141L101 140H103ZM121 138V137H120ZM155 138H158V137H155ZM88 139V140H87ZM109 139H114V138H109ZM121 139H123V138H121ZM116 140V139H115ZM135 140H136V138H135ZM140 140V138L138 139V141ZM156 140V139H155ZM93 142H94V140H92ZM142 140H140L139 142H141ZM82 142H80V143H82ZM96 142V141H95ZM138 142V145H142V142L141 143H139ZM38 143H41V142H38ZM57 143V147H56V149H55V144ZM91 143V142H90ZM112 143H114V144H116V145H118L117 143L118 142H111L108 146H112V149L113 148H115L116 149V147L115 146H113L112 145ZM83 144V143H82ZM152 144H154L153 142H152ZM58 145H60V147H58ZM71 145V144H70ZM81 145V144H80ZM87 145H85V146H87ZM91 145H93V144H91ZM39 146V145H38ZM82 146V145H81ZM30 147V146H29ZM40 147V146H39ZM72 147V146H71ZM74 147V146H73ZM93 147H95L94 145H93ZM93 147L91 146V148H90V146H88V149L90 148L91 150H94L93 149ZM97 147V146H96ZM42 148V149H43ZM85 148V147H84ZM87 148V147H86ZM106 148H108V147H106ZM110 148V147H109ZM118 148V147H117ZM96 149H98V147L96 148ZM112 149H111V151H112ZM28 150V149H27ZM46 150V151H45ZM65 150V149H64ZM114 150V149H113ZM25 152H26V150H24ZM47 151H49V152H47ZM56 151H59V152H61L60 150H56ZM70 151V150H69ZM69 151H66V152H69ZM58 152V153H59ZM23 153V152H22ZM28 153V152H27ZM26 153V154H27ZM56 153V152H55ZM62 153V152H61ZM26 154H24V155H26ZM54 154V153H53ZM46 155V154H45ZM50 155V154H49ZM56 155V154H55ZM62 155L64 156V154L62 153ZM39 156H41V155H39ZM42 156H44V155H42ZM46 157V156H45ZM65 157V156H64ZM38 158H40V157H38ZM72 160V159H71ZM1 164V163H0ZM78 164V163H77ZM72 168V167H71ZM69 170V169H68ZM88 170V169H87ZM93 170H94V168L90 171V172H93ZM212 170H217L216 168H211V171ZM218 171V170H217ZM210 172V171H209ZM66 173V172H65ZM85 173V172H84ZM83 173V174H84ZM211 173V172H210ZM218 173V172H217ZM76 174H78V173H76ZM76 174H74V170H71V171H69V174H67V176L66 177H68V179H67V182L70 180V179H73V180H75V178L77 177L76 176ZM91 173H89V176H91L90 175ZM115 174V173H114ZM206 174H207V172H206ZM212 174H213V172H212ZM215 174H216V172H215ZM80 176V175H79ZM85 176V175H84ZM115 175H113V177H114ZM117 176H118V174H117ZM214 176V177H213ZM212 176V178H215V175H213ZM87 177V176H86ZM209 177V176H208ZM115 178H118V177H115ZM195 178V177H194ZM72 181V180H71ZM70 181V182H71ZM207 181V180H206ZM215 181V180H214ZM73 182V181H72ZM121 182V181H120ZM201 182H205V180L204 181H201ZM121 183H123V182H121ZM120 183V185H122ZM200 183V182H199ZM118 184V183H117ZM213 184V183H212ZM110 185H112V184H110ZM127 185H129V184H127ZM202 185V184H201ZM119 186V185H118ZM205 186V185H204ZM210 186V185H209ZM216 186V184L215 185H211V187H215ZM111 187H113V186H111ZM111 187H109V188H111ZM122 186H120V187H118V188H120V189H123V188H121ZM203 187V186H202ZM217 187V186H216ZM114 188V187H113ZM117 188V191H119L120 189H118ZM125 188V187H124ZM131 188V187H130ZM199 188H201V187H199ZM105 189V188H104ZM115 189V188H114ZM126 189H129L128 187L127 188H125L124 190H126ZM211 188H202L201 190H203V191H206V192H203L204 194H199V193H197L196 194V196H195V193H194V195H192L191 194V196L189 195V196H187V197H189V199H191V198H193V199H191L190 200V202H194L195 203V198H196V205H194V203H190L189 202V204H188V206L187 207H185L186 208V210H184L185 211V213H183V215L185 214L186 216H187V218L188 219H190L189 220V223H191L190 224V227H189V225H188V227L189 228H185V230L186 229H188V231L186 230V233H184V235H182V236H184L185 238L187 237V238H189L190 239V243L188 244V246H187V244L185 245V244H183L182 243V247H181V249H183V248H185L184 247V245L186 246V247H188V249H190V250H188L187 248V250L188 251H193L194 253L196 252V253H198V256H200V255H204L205 253H209V251L208 252H206V250H210V249H208L207 247H216V249H217V251H218V254H216V258L218 257V256H220V257H222V256H224V255H227V254H229V253H231V248H229L228 249V246H230V244L228 245V242L229 241H231L230 239H229V237H225V233H227L228 231H230V229L228 230V229H225L224 228V225H229V223H228V221H225L226 220V218L224 219V217H226V216H224L225 215V213H222V215H220V212H222V211H220V210H218L217 211V209H216V211H215V209H213V207H212V205H210V204H212V203H214L215 202V204H216V201H215V199H216V197H213V195L212 194H214V193H210L211 192V190H210ZM107 190V189H106ZM111 190V189H110ZM116 190V189H115ZM198 190V189H197ZM101 191V190H100ZM129 191H130V189H129ZM84 192V191H83ZM88 192V191H87ZM104 192V191H103ZM108 193H106V195L108 194V195H115V194H118V192H115V193H113L114 191H107ZM120 192V191H119ZM131 192H133L132 190H131ZM146 192V191H145ZM144 192V193H145ZM199 192H200V190H199ZM90 193V192H89ZM89 193L88 194H86L87 196H91V195H89ZM100 193V192H99ZM99 193H97V194H99ZM102 193V192H101ZM121 193H123V192H121ZM134 193V192H133ZM83 194V193H82ZM120 194V193H119ZM139 194V193H138ZM138 194H134V195H136V196H139ZM142 194V193H141ZM146 194V193H145ZM152 194V193H151ZM120 195H122V194H120ZM134 195H128V197L129 196H134ZM111 196H109V199L111 200L112 198H111ZM116 196V195H115ZM115 196L113 197L114 198V200L113 201H115ZM144 196V195H143ZM145 196H148V195H145ZM86 197V196H85ZM102 197V196H101ZM104 197V196H103ZM107 197V196H106ZM117 197V196H116ZM120 197V196H119ZM94 198V197H93ZM98 198H100L99 196H98ZM108 198V197H107ZM106 198V199H107ZM123 199L124 198H126V197H122ZM122 198H120V199H122ZM133 198H137V197H133ZM102 199V198H101ZM117 199V198H116ZM129 198H127V201H129L128 200ZM132 199V198H131ZM88 200V199H87ZM89 200H92V199H89ZM134 200H136V199H134ZM105 201V200H104ZM123 201V200H122ZM184 200H181V202H183ZM134 202V201H133ZM188 201H186V203H187ZM106 203H108V205L109 204H111V202L110 201H108V202H106ZM113 203V202H112ZM116 203V202H115ZM120 203V202H119ZM118 203V204H119ZM135 203H136V201H135ZM184 203H185V201H184ZM3 204V203H2ZM114 204V203H113ZM191 204H192V206H191ZM214 204V205H215ZM107 205V204H106ZM107 205V207H109ZM122 205V204H121ZM126 204H124L123 206L124 207H126L125 206ZM136 205H138V204H136ZM234 205L235 204H232L231 206L232 207H234ZM135 206V205H134ZM133 206V207H134ZM196 206H198V207H196ZM199 206H202V207H199ZM115 207L117 208V206L115 205ZM179 207H181V206H179ZM214 207H217V206H214ZM1 208V207H0ZM142 208V207H141ZM140 208V209H141ZM185 208H182V209H185ZM196 208V209H195ZM197 208H199V209H197ZM201 208V209H200ZM2 209V208H1ZM0 209V210H1ZM4 209V208H3ZM6 209V208H5ZM108 209V208H107ZM111 209H113V208H111ZM110 209V210H111ZM121 209H122V207H121ZM181 209V208H180ZM232 209V208H231ZM235 209V208H234ZM100 210H103L104 211V209H99V211ZM118 210V209H117ZM133 210V209H132ZM197 210H199V212L197 211ZM202 210H204L203 212L205 213V212H208L209 211V213L208 214H212L213 216L211 217V218H213V220L214 219H217L216 221H215V223L214 222H212V220L210 221V222H207V223H209L208 225H207V223L205 222V221H202V220H205L206 218V215H205V217H203L204 216V214H203V212H202ZM208 210V211H207ZM6 211H8V210H6ZM111 211H114V209L113 210H111ZM134 211H136L135 210V207H134ZM133 211V212H134ZM227 211V210H226ZM233 211V210H232ZM110 212V211H109ZM137 212H139V211H137ZM202 212V213H201ZM230 212V211H229ZM228 212V213H229ZM237 212V211H236ZM92 213V212H91ZM100 213V212H99ZM104 213H106V212H104ZM182 213V212H181ZM227 213V212H226ZM233 213V212H232ZM234 213H235V211H234ZM136 214V213H135ZM138 214V213H137ZM203 214V216H201ZM236 214H238V213H235V214H231L233 217L235 216V217H238ZM133 215V214H132ZM177 215H179V214H177ZM227 215V214H226ZM181 216V215H180ZM185 216V217H186ZM214 216H216V218L214 217ZM184 217V216H183ZM199 217H202L201 219H198V220H200L199 222H202V224H198V225H200L199 227L196 225V224H194L193 222L195 221L196 223H199V222H197L196 221V219L197 218H199ZM235 217L233 218V219H235ZM245 217V216H244ZM210 218V219H211ZM227 218H229L230 219V215H227ZM241 218V217H240ZM183 219H186V218H182V220ZM209 219V218H208ZM229 219H227V220H229ZM233 219H231V220H233ZM247 219V218H246ZM241 221H242V219H240ZM224 221L226 222V223H224ZM241 221H238V222H236V224H238V225H236V224H234L235 226H238V227H236V229L237 228H239L238 230H240L239 231V233H240V235H239V237L244 241V244H245V246H244V253H246V254H249L250 256H253V257H255V256H258V258L260 257V255H262V254H264V221H251L250 219L249 220H247V221H249V222H244V223H240ZM234 222H235V220H234ZM204 223H206V225H204ZM195 226H197V227H195ZM231 224H233V223H231ZM230 224V225H231ZM184 225V224H183ZM187 225V224H186ZM193 225V226H192ZM203 226V227H202ZM221 226V227H220ZM232 226V225H231ZM226 227V226H225ZM229 227V226H228ZM182 228V227H181ZM200 228V229H199ZM197 229V231H195ZM204 229V230H203ZM217 229H221V231L224 233V235H223V233L220 231V230H218L217 231ZM199 230H200V232H199ZM228 230V231H227ZM226 231V232H225ZM38 233H39V231H37ZM36 232V233H37ZM193 232H196L195 234H196V236H194L195 234L193 233ZM181 233V232H180ZM197 233H199V234H197ZM201 233H203L202 235H200ZM219 233V234H218ZM194 234V235H193ZM192 235V236H191ZM226 235H228V233L226 234ZM189 236H191V237H189ZM223 236V237H222ZM39 237V236H38ZM41 237V236H40ZM183 237V238H184ZM193 238V239H192ZM223 238V239H222ZM64 240V239H63ZM166 240H167V238H166ZM171 240V239H170ZM183 240V239H182ZM176 241V240H175ZM178 242H180V240H178ZM184 242V241H183ZM176 243V242H175ZM187 243V242H186ZM181 244V243H180ZM213 245H215V246H213ZM228 245V246H227ZM81 248H83L82 246H80ZM112 247V246H111ZM141 247H143V246H141ZM146 247V246H145ZM177 247H180V245L179 246H177ZM87 248V247H86ZM160 248H162V247H160ZM207 248V249H206ZM29 249V248H28ZM31 249H32V247H31ZM111 249H113V247L111 248ZM116 249V248H115ZM158 249V248H157ZM185 249V250H186ZM50 250V249H49ZM125 250V249H124ZM179 250V249H178ZM13 251V250H12ZM21 251H23V249L21 250ZM84 251H85V249H84ZM112 251V250H111ZM122 251V250H121ZM180 251H183V250H180ZM16 252L17 251H15V252H9V253H7L6 255H8V256H13V255H16ZM19 252V251H18ZM18 252H17V254H18ZM24 252H30V251H24ZM24 252H22L23 254H24ZM37 252V251H36ZM36 252L34 251H31L30 253H35V255L33 254H30V253H26V256L28 257V258H26V260L27 261H25V260H22V261H25V263L26 264H28V263H30V264H39L38 263V261H39V258L41 257V256H38L39 258H38V260L36 261V259L35 258H33V257H35V256H37L36 255ZM52 252V251H51ZM63 252V251H62ZM114 253H115V251H113ZM126 252V251H125ZM11 253H15V254H12V255H10ZM40 253H41V250H40ZM119 252H117V254H118ZM195 253V254H196ZM202 253V254H201ZM28 254V255H27ZM45 255V259L44 260H48V258L47 257H49V260L48 261H51L53 258H50V256L51 255H53V252H52V254L49 252V251H45V250H43V252H42V255ZM62 254H66L65 253V251H64V253H62ZM232 254V253H231ZM231 254H229V256L231 255ZM19 255V254H18ZM25 255V254H24ZM29 255H32V256H29ZM59 255V254H58ZM138 255V254H137ZM207 255H211V254H207ZM1 256H4V254L3 255H1ZM229 256H225V257H229ZM52 257V256H51ZM139 257V256H138ZM142 257V256H141ZM9 258H11V257H9ZM9 258H7L6 259V261L5 260H3V261H5L6 263L5 264H9V263H11L12 264V262H13V264H14V261L17 263V260L19 261V259H18V257L16 258V259H14L13 260V258H15V256H13L11 259H10V261H9V263H7L8 261V259ZM47 258V259H46ZM84 258H86V257H84ZM136 258V257H135ZM143 258V257H142ZM1 259V258H0ZM3 259H5V258H3ZM55 259V258H54ZM57 259H58V257L56 258V261H57ZM65 259V258H64ZM111 259V258H110ZM113 259V258H112ZM63 260V259H62ZM107 260V259H106ZM1 261V260H0ZM3 261H2V264H3ZM54 261V260H53ZM59 261V260H58ZM85 261V260H84ZM105 261V260H104ZM115 261V260H114ZM137 261V260H136ZM20 262V261H19ZM43 263H41V264H44V262H46V261H42ZM70 262V261H69ZM81 262V261H80ZM108 262V261H107ZM110 262H111V260H110ZM138 263L137 264H140V263H143L142 261H137ZM1 263V262H0ZM15 263V264H16ZM24 262H22L21 264H23ZM24 263V264H25ZM56 263V262H55ZM59 263V262H58ZM154 263V262H153ZM152 263V264H153ZM179 263V262H178ZM49 264V263H48ZM50 264H52V261H51V263ZM57 264V263H56ZM60 264H62V263H60ZM65 264V263H64ZM105 264V263H104ZM106 264H108V263H106ZM182 264V263H181Z\"/></svg>","mask_w":264,"mask_h":264}]
</instances>
